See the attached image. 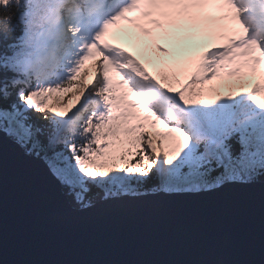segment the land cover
<instances>
[{
    "label": "snow or ice",
    "instance_id": "obj_1",
    "mask_svg": "<svg viewBox=\"0 0 264 264\" xmlns=\"http://www.w3.org/2000/svg\"><path fill=\"white\" fill-rule=\"evenodd\" d=\"M0 133L82 210L264 182V0H0Z\"/></svg>",
    "mask_w": 264,
    "mask_h": 264
},
{
    "label": "water",
    "instance_id": "obj_2",
    "mask_svg": "<svg viewBox=\"0 0 264 264\" xmlns=\"http://www.w3.org/2000/svg\"><path fill=\"white\" fill-rule=\"evenodd\" d=\"M0 264H264V182L82 210L0 133Z\"/></svg>",
    "mask_w": 264,
    "mask_h": 264
},
{
    "label": "rangeland",
    "instance_id": "obj_3",
    "mask_svg": "<svg viewBox=\"0 0 264 264\" xmlns=\"http://www.w3.org/2000/svg\"><path fill=\"white\" fill-rule=\"evenodd\" d=\"M127 27L126 25H121L120 26V30L115 32V33H111L112 36H107L106 39L110 42V43H114V44H118L121 47H124L126 50L131 51L132 54H134L139 60L143 61V63H146V56L142 53L141 47L136 46L122 31V28ZM162 44H164L165 47H170V45L168 44L167 41H160ZM149 68V71L152 72L153 71V66L152 65H147ZM227 91V90H226ZM72 92L69 91L67 93H65L63 95V99L60 102L59 106H64L66 104H68V102L70 100H72ZM48 106H51L48 105ZM202 190H206V189H202ZM201 191V190H200Z\"/></svg>",
    "mask_w": 264,
    "mask_h": 264
},
{
    "label": "trees",
    "instance_id": "obj_4",
    "mask_svg": "<svg viewBox=\"0 0 264 264\" xmlns=\"http://www.w3.org/2000/svg\"><path fill=\"white\" fill-rule=\"evenodd\" d=\"M148 193V192H147ZM102 199V197H97L96 199H95V201H94V203L95 202H97L98 200H101ZM75 207V206H74Z\"/></svg>",
    "mask_w": 264,
    "mask_h": 264
},
{
    "label": "bare ground",
    "instance_id": "obj_5",
    "mask_svg": "<svg viewBox=\"0 0 264 264\" xmlns=\"http://www.w3.org/2000/svg\"><path fill=\"white\" fill-rule=\"evenodd\" d=\"M113 198V197H112ZM103 199V198H102Z\"/></svg>",
    "mask_w": 264,
    "mask_h": 264
}]
</instances>
